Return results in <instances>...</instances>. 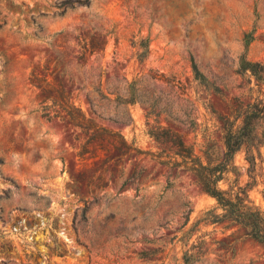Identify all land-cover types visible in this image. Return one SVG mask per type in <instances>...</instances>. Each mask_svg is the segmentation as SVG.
I'll return each mask as SVG.
<instances>
[{"label":"rangeland","instance_id":"374dc122","mask_svg":"<svg viewBox=\"0 0 264 264\" xmlns=\"http://www.w3.org/2000/svg\"><path fill=\"white\" fill-rule=\"evenodd\" d=\"M243 57L264 64V0H0V264H264L172 164L179 138L219 164L264 103ZM261 152L219 186L264 210Z\"/></svg>","mask_w":264,"mask_h":264},{"label":"trees","instance_id":"16d2710c","mask_svg":"<svg viewBox=\"0 0 264 264\" xmlns=\"http://www.w3.org/2000/svg\"><path fill=\"white\" fill-rule=\"evenodd\" d=\"M251 40L246 42V46ZM193 70L196 78L204 81L205 78L194 60L192 59ZM239 71L250 73L257 82L264 81V64L252 62L244 57L240 61ZM242 124L237 127L233 121L224 123V145L225 153L223 160L219 164H204L197 158L193 151L179 138L178 143L171 141L175 148L186 150L182 163H172L175 167H182L191 172L196 178L201 189L218 205L221 214L213 215L215 222H229L243 230L244 236L264 249V210L255 205L249 197V189L254 184L246 187H238L236 190L230 187L228 190L220 188L219 184L224 180V176L233 168L235 156L244 150L246 160L250 165L249 174L257 169V161L263 158L261 152L264 146V139L261 130L264 124V103L262 101L248 105L242 114Z\"/></svg>","mask_w":264,"mask_h":264}]
</instances>
